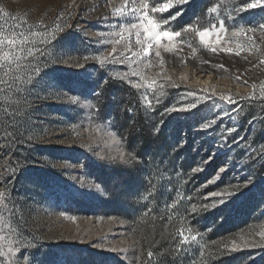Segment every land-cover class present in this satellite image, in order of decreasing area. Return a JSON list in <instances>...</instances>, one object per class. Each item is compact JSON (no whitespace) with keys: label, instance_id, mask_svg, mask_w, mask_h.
<instances>
[{"label":"rangeland","instance_id":"374dc122","mask_svg":"<svg viewBox=\"0 0 264 264\" xmlns=\"http://www.w3.org/2000/svg\"><path fill=\"white\" fill-rule=\"evenodd\" d=\"M112 3L119 6L122 0ZM233 5L242 7L239 0H190L176 21L161 27L178 32L189 24L200 31L209 28V39L215 40L219 21L225 20V32L220 35L228 44L234 47L246 38L233 37L232 32L255 27L256 42L264 46L259 31V25L264 23V6L238 13ZM212 7L218 11L210 13L208 9ZM0 8V31L9 36L16 33L17 39L21 33L27 35L29 27L36 30L37 21L49 29L58 23L63 26V22L72 25L59 34L61 38L49 49L51 59L41 65V79L34 85L17 87L13 84L14 74L5 76L8 66L0 61L4 64L0 79L13 84L11 94L7 84H0V89H5L0 97L8 96L13 101L9 104L0 99V146L7 144L0 147V191L6 193L0 203V251L4 253L0 264L138 263L137 238L124 214L134 200V184L126 185L124 170L128 165L119 161V154L129 151L111 112L100 111L96 103L100 88L110 79L131 86L140 84V88H135L142 104L147 107V97L152 104L148 109L160 110L156 131L169 144L157 153L145 154V159L158 163L150 191L165 193L175 179L172 201L188 202L189 223L209 222L207 230L226 223L224 232L213 237L212 246L205 238L208 235L204 236L206 232L191 233L186 227L181 228L184 236L200 234L194 242L198 256L186 264H264V247L242 248L232 254L225 251L233 241L241 243L242 238L264 244L260 236L264 233V99L260 97L264 65L259 63L258 55L210 53L195 31L184 33L183 48L174 40L178 45L176 53L162 51L163 68L154 53L150 56L153 67L139 65L147 79L157 81V89L163 85L161 91L166 95H160L139 76L116 78L115 72L130 73L127 62L109 60L102 65L98 59H83L107 55L112 48L107 41L118 39L96 35L118 31L113 26L124 22L112 15L109 0H0ZM3 12L9 15L4 16ZM154 15L168 18L167 13ZM132 44L136 50L134 37ZM188 44L197 49L195 56ZM117 50L119 59L124 46L117 45ZM26 63L21 61L22 65ZM221 64L222 69L213 67ZM30 74L15 73L23 79ZM165 76L169 79L165 80ZM206 76L209 79L204 82ZM253 94V99H247ZM222 95H231L236 102L224 103L219 99ZM70 96H76L78 102L69 100ZM197 100L201 103L191 112H166ZM5 110L15 114L6 118ZM218 116L221 118L215 126L199 130L201 124ZM233 116L237 117L235 121ZM233 127L236 131L229 135L227 129ZM14 130V142L9 143L4 135ZM208 155H213V159L205 170L193 173V168L204 166ZM220 167L228 169L226 174L209 184ZM12 169L18 171L13 175ZM141 170L143 180L152 179L150 163L143 161ZM95 184L104 191L92 186ZM241 185L247 186L218 207L207 212L191 211L193 205L199 208L204 203L217 202L209 193H222L225 189L234 192Z\"/></svg>","mask_w":264,"mask_h":264},{"label":"snow or ice","instance_id":"6c2138e0","mask_svg":"<svg viewBox=\"0 0 264 264\" xmlns=\"http://www.w3.org/2000/svg\"><path fill=\"white\" fill-rule=\"evenodd\" d=\"M190 0H122V3L119 6H115L112 3V0H109V6L112 7V15L118 18H122L124 22L118 23L113 26L114 29H118V31H112L109 33L99 32L96 35L99 37H118V39L114 38L108 40V43H111L112 48L111 51L107 53V55L102 57H89L85 56L83 59L85 61L89 59H98L100 63L106 64L109 60H112L113 63L123 64L125 62L128 63L131 71L130 73H119L115 72L114 76L121 80H128L129 76H139L141 80H143L144 84L147 85L148 88L153 89L155 92H159L160 95H166L161 89L163 85H161L160 89L156 88L157 81L155 79L149 80L143 75V69L139 68V65L145 63L146 67H153V61L150 56L154 53L155 57L158 58V62L161 68H163L164 57L162 56V51L165 53H176L178 51V45L174 44L173 41L179 42V48H183V35L187 32L195 31L199 37L200 42L205 46V48L210 53L217 52H225V53H235L236 56H241L242 52H247L249 55L256 54L259 57V63L264 65V46L257 44L255 33L257 32V28H239L236 31L232 32L233 37L246 36L244 42L242 44H236L234 47L227 43L226 38L221 37L220 33L225 32V20L219 21V30L216 31V39L210 40L209 37L212 34L209 28H204L202 31L196 30L193 28L191 24L184 27L181 31H165L162 29V25L168 26L170 22L176 21L184 11V7L188 5ZM242 4V7L235 8V10L240 13L245 9L257 8L264 6V0H253L251 3H246L245 0H239ZM0 11H3L0 8ZM208 11L210 13L217 12L218 8L212 7L209 8ZM157 13H167L168 18L165 19L163 17H157L154 14ZM4 16H8L7 12H3ZM59 19V17H57ZM228 19H232V17H228ZM26 24L27 21L25 20ZM38 28L33 30L31 27L28 28V34L24 35L20 34V38L17 39V34L12 33L10 36L6 35L3 31H0V61L6 62L8 66V71L4 73L5 76L9 75V73H13V84L17 87L21 84L34 85L35 82L41 79L42 67L41 65L46 61L51 59L52 53L49 51L50 48L54 46V44L61 38L59 34L63 33L65 29L72 27V25L63 22V26L59 23L55 28L49 29L48 25L44 24L42 21L36 22ZM83 31V29H80ZM213 30H215V26H213ZM259 31L261 33L260 39L264 40V23L259 25ZM247 33H251L252 35H246ZM135 38L136 50H133L132 40ZM166 41V42H165ZM104 41H102L103 43ZM37 44L43 45V47H37ZM117 45H123L125 52L120 55V58H116V54L118 52ZM23 46V47H21ZM191 49V53L195 56L197 49L192 47L191 44L187 45ZM7 48V51L4 49ZM26 53V55L24 54ZM127 53H131V55H127ZM247 59V57H245ZM21 61H28L26 64H21ZM203 63H208V61H203ZM136 65V67H132V65ZM13 65L15 68L13 69ZM81 68L85 67V65H79ZM255 67V65H253ZM0 67H4V64H0ZM213 67L223 68L224 65H213ZM24 71H30L31 74L27 76V79H23L20 75H15V73H22ZM165 80L169 79L167 76L164 77ZM246 82V81H245ZM107 83V81L105 82ZM0 84H7V81L0 79ZM13 84H7V92L11 94ZM175 86L174 84L172 85ZM133 87L140 88V84H133ZM255 84L253 88L255 89ZM5 89H0V92H4ZM202 91L207 92V89H203ZM260 97L264 99V83L260 86ZM254 98L253 96L248 97L247 99L251 100ZM7 101L9 104L13 103L9 99L8 96L0 97ZM72 102H78V98L76 96L68 97ZM220 101L227 104H234L236 101L232 98L231 95H222L219 97ZM145 100L148 101L147 107L151 108V101L145 97ZM159 99H157V103H159ZM201 102L197 100L196 103L188 104L186 107L181 108H169L166 109V112L171 113L173 111H181V112H191L193 109L198 108ZM6 118H11L15 113H7ZM224 115H227L225 112ZM221 117H217L216 119H212L210 122L203 123L200 125L201 131H206L217 124V121ZM232 119L235 121L237 119L236 116H233ZM236 131V128H228L227 133L231 135ZM16 135L15 130L13 132H6L4 135V139H6L9 143L14 142L13 137ZM32 137H29L31 140ZM0 147H7L6 145ZM213 159V155H208L207 159L203 161V167L193 168V173L203 172L205 170L206 165ZM119 161L128 166H134V162L138 161L137 155H134L133 152L129 151L127 154L121 152L119 154ZM227 168L220 167L219 172L217 173L214 179L209 180V184H214L218 180H221L223 176L227 172ZM18 169H12L13 175ZM97 190L103 192L104 189L101 188L100 184L92 185ZM247 185H241L237 187L236 191L229 192L225 189L222 193L220 192H212L209 193L210 198H214L217 202L208 204L204 203L199 208L197 205H193L191 211L193 213H197L198 211H209L213 208L218 207L219 205L228 201L232 196L236 193L243 190ZM207 187V185H205ZM6 196L4 191H0V203H3V198ZM144 199H148L147 196ZM169 207H173V205H169ZM191 232V229L188 230ZM181 246L184 244H188L190 242H196L198 236L200 235H191L184 236L183 231L180 233ZM261 240H264V233L260 234ZM256 247H264V244H257L254 241L245 240L242 238L241 243H237L236 241L232 242L231 248H226L225 251L227 254H232L237 251H240L242 248H256ZM180 250L178 246L177 251ZM11 251V249H10ZM148 257H153L154 253L152 251H148ZM201 255H204V252L201 251ZM4 256V253L0 251V257Z\"/></svg>","mask_w":264,"mask_h":264},{"label":"trees","instance_id":"16d2710c","mask_svg":"<svg viewBox=\"0 0 264 264\" xmlns=\"http://www.w3.org/2000/svg\"><path fill=\"white\" fill-rule=\"evenodd\" d=\"M106 81L96 98L97 107L100 111L111 112L115 128L126 150L138 157L134 166H127L124 170L126 185L129 182L134 184L132 191L134 200L129 202L130 210H125L124 214L129 219L132 232L137 238V264H186L188 260L193 261L198 256V249L194 242L181 246V228L191 229V233L197 230L200 233L206 232L204 236L208 235V238H205L208 245L212 246L215 234L223 233L226 223H221L210 230H207L209 222H200L197 225L193 222L189 223L188 202L173 204L172 201L177 184L175 179L170 182L169 189L165 193L150 191L151 185L153 186V175L157 174L155 171L158 163L155 159H145V154L157 153L162 148H168L169 144L156 131L160 121V110L152 111L143 105L139 90L135 87L111 79ZM143 161L150 163L152 179L141 178ZM147 191H150L148 199H144ZM169 205L173 207L170 208ZM178 246L179 251H177ZM148 251L154 253L153 257H148Z\"/></svg>","mask_w":264,"mask_h":264},{"label":"bare ground","instance_id":"6f19581e","mask_svg":"<svg viewBox=\"0 0 264 264\" xmlns=\"http://www.w3.org/2000/svg\"><path fill=\"white\" fill-rule=\"evenodd\" d=\"M209 79V77L208 76H206L205 78H204V82H207V80Z\"/></svg>","mask_w":264,"mask_h":264}]
</instances>
